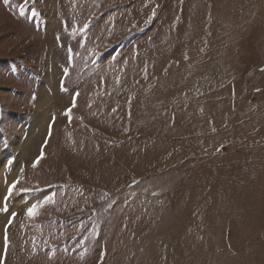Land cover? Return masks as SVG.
<instances>
[{
  "label": "rangeland",
  "instance_id": "rangeland-1",
  "mask_svg": "<svg viewBox=\"0 0 264 264\" xmlns=\"http://www.w3.org/2000/svg\"><path fill=\"white\" fill-rule=\"evenodd\" d=\"M0 173L7 264H264V0H0Z\"/></svg>",
  "mask_w": 264,
  "mask_h": 264
},
{
  "label": "snow or ice",
  "instance_id": "snow-or-ice-1",
  "mask_svg": "<svg viewBox=\"0 0 264 264\" xmlns=\"http://www.w3.org/2000/svg\"><path fill=\"white\" fill-rule=\"evenodd\" d=\"M21 14H23V11L22 10H21ZM70 112H71V109H67L66 110V113H69L70 114ZM15 183H19V181H16ZM15 183L13 184V188L15 187ZM11 192H12V188L9 189V195H11ZM35 209H36V205H33L32 208H29L28 209V214L29 215H34L35 214Z\"/></svg>",
  "mask_w": 264,
  "mask_h": 264
},
{
  "label": "bare ground",
  "instance_id": "bare-ground-1",
  "mask_svg": "<svg viewBox=\"0 0 264 264\" xmlns=\"http://www.w3.org/2000/svg\"><path fill=\"white\" fill-rule=\"evenodd\" d=\"M50 95H51V94H50ZM53 98H54V97H53ZM56 99H57V98H56ZM56 99H55V100H56ZM46 100H47V94L44 95L43 98H42V101H41V102H42L43 105H44V103L46 102ZM48 102H49V101H48ZM55 103H56V102H55ZM45 104H46V103H45ZM41 116H42V115H41ZM41 116H40V117H41ZM49 116H50V115H49ZM33 119H34V118H33ZM31 120H32V119H31ZM34 120H35V119H34ZM41 121H42V120H41ZM34 123H35V122H34ZM33 133H34V132H33ZM33 139H34V138H33ZM25 141H26V140H25ZM22 145H24V143H23ZM19 148H20V147H19ZM12 149H13V148H12ZM27 149H28V145H26V146L24 145V149H23V151L26 152ZM37 149H38V147H37ZM18 150H19V149H18ZM12 152H13V151H12ZM2 166H4V165H2ZM2 172H3V171H2ZM2 172H1V173H2ZM1 173H0V174H1ZM1 235H2V231H1V229H0V237H1ZM0 251H1V247H0Z\"/></svg>",
  "mask_w": 264,
  "mask_h": 264
}]
</instances>
